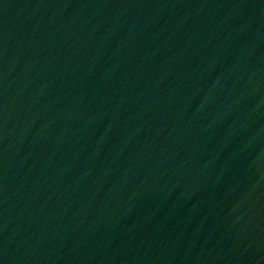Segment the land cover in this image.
I'll list each match as a JSON object with an SVG mask.
<instances>
[{
  "label": "water",
  "instance_id": "95a60500",
  "mask_svg": "<svg viewBox=\"0 0 264 264\" xmlns=\"http://www.w3.org/2000/svg\"><path fill=\"white\" fill-rule=\"evenodd\" d=\"M0 264H264V0H0Z\"/></svg>",
  "mask_w": 264,
  "mask_h": 264
}]
</instances>
